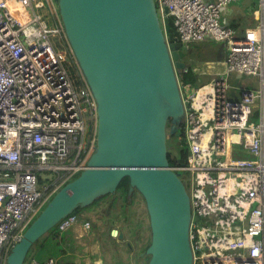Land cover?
Listing matches in <instances>:
<instances>
[{
	"label": "built area",
	"instance_id": "2783aa9c",
	"mask_svg": "<svg viewBox=\"0 0 264 264\" xmlns=\"http://www.w3.org/2000/svg\"><path fill=\"white\" fill-rule=\"evenodd\" d=\"M154 1L176 41L224 44L223 60L207 61L205 82L178 77L186 154L170 166L187 175L192 264H264V0L241 35L221 17L239 0ZM235 74L254 75L256 87L237 91ZM96 133L97 103L57 1L0 0V264L53 194L87 166ZM75 225L88 230L92 221L70 213L57 231Z\"/></svg>",
	"mask_w": 264,
	"mask_h": 264
},
{
	"label": "water",
	"instance_id": "95a60500",
	"mask_svg": "<svg viewBox=\"0 0 264 264\" xmlns=\"http://www.w3.org/2000/svg\"><path fill=\"white\" fill-rule=\"evenodd\" d=\"M56 1L97 103L96 146L87 166L25 228L6 264H24L41 236L77 207L115 192L125 176L128 195L137 190L146 204L151 230L147 264H192L189 195L169 164L166 143L168 118H183L177 73L189 68L184 60L189 47L166 39L169 19L160 22L154 0ZM223 57L221 42L215 58Z\"/></svg>",
	"mask_w": 264,
	"mask_h": 264
},
{
	"label": "rangeland",
	"instance_id": "374dc122",
	"mask_svg": "<svg viewBox=\"0 0 264 264\" xmlns=\"http://www.w3.org/2000/svg\"><path fill=\"white\" fill-rule=\"evenodd\" d=\"M258 2L259 0H239L228 6L232 9L233 13L239 11L244 17V21L240 25L238 33L245 25L250 27L255 25L256 21L253 17V11L258 7ZM232 12L228 11L225 7L221 11V17L230 19V16L233 15ZM159 18L161 20V17ZM52 40L56 48L62 46L58 43L59 40L57 37H53ZM208 50H211L209 46L199 43L190 47L189 51H192V54L185 57V60L192 65L191 77L189 78L191 80L187 79V82L195 85L200 82H205L210 78L211 74L208 75V72L202 73V70H206L207 61H210L208 59L214 60L213 53L211 54ZM223 68L224 65L219 63H216L214 66L215 70ZM230 81L235 85L237 91L240 90V87L255 88L257 85V78L254 75H242L238 77L235 74L230 77ZM251 120L256 122L258 116L253 115ZM167 140L171 148L170 151L173 153V142L170 141L171 139ZM233 145L235 146V144ZM179 176L183 181L187 177L185 173H180ZM186 189H188L187 183ZM83 214L87 215L88 219L95 224L91 226L88 232L90 243L94 244L97 248L96 253H89L92 262L96 260L98 264H147L149 255L145 253V249L150 243L151 230L144 198L137 190L133 191V201L130 204H125L120 195L110 194L86 207L80 213L79 217L82 218ZM112 227L118 230L116 236L110 234ZM119 228L123 232L122 238H119ZM69 233L72 238L74 237V240L78 239L73 236V232L69 231ZM76 244L79 243L76 241L70 247L67 246L68 250L74 251L73 254H75L70 255L69 259L74 260L75 258L77 263L84 264L83 257L85 258L86 256L80 253L81 250L76 248ZM30 252L31 250L28 254H30Z\"/></svg>",
	"mask_w": 264,
	"mask_h": 264
},
{
	"label": "trees",
	"instance_id": "16d2710c",
	"mask_svg": "<svg viewBox=\"0 0 264 264\" xmlns=\"http://www.w3.org/2000/svg\"><path fill=\"white\" fill-rule=\"evenodd\" d=\"M228 22L230 25H232V27L235 29V31L237 33L236 28L238 27L239 23L234 22V21H230V20H228ZM169 23H170V29L168 30V36H169V39L173 41V40H175L174 28L172 26L171 21H169ZM247 27H250V26L245 25L244 30ZM238 35H240V34H238ZM201 43H205L210 48L211 47L214 48L215 42L214 41H206V42H201ZM194 44L195 43L191 44L190 46H193ZM190 77H191V69H188V71L183 72V81L184 82H187V79H189ZM189 80H191V79H189ZM185 154H186V149L181 153V155L179 156L177 161H174L168 155L169 164L172 165L175 162H183L185 159ZM79 173H77L73 178L78 176ZM128 188H129V178L127 176H125L120 180L119 184L117 185L115 192H113L114 194L120 195L125 204H128V203L130 204L133 201V192L131 195H128ZM113 193H107V194H104L102 196H99L90 205L96 203L101 198H103L107 195H110V194L114 195ZM90 205H88V206H90ZM88 206H86V207H88ZM86 207H77L72 213L80 214ZM56 232H57V225H55L53 228H51L45 235L41 236L35 242V244L30 248L31 252H30V254H27L24 264H28L30 256H34L39 261L43 262L50 257L56 256V255L61 254V253H65V249L62 248V243L64 241H66V237L64 234H60V233L57 234Z\"/></svg>",
	"mask_w": 264,
	"mask_h": 264
},
{
	"label": "crops",
	"instance_id": "0c3cea01",
	"mask_svg": "<svg viewBox=\"0 0 264 264\" xmlns=\"http://www.w3.org/2000/svg\"><path fill=\"white\" fill-rule=\"evenodd\" d=\"M228 7V6H227ZM226 7V9L228 10V11H230V12H232V9L230 8V7H228L227 8ZM232 14L233 15H231L230 16V19H227V20H230V21H234V22H238L239 24H238V27L236 28L237 29V33H238V29H239V27H240V25H241V23L243 22V20H244V17L242 16V14L239 12V11H237L236 13H233L232 12ZM240 21V22H239ZM245 27V26H244ZM244 27L241 29V31L238 33V34H243V32H244ZM203 42H206V41H203ZM197 43H199V44H204V45H207V44H205V43H201V42H197ZM196 44V43H195ZM218 46H219V43H217V42H215L214 43V48L213 47H211L210 49L211 50H208L209 52H211V54L213 53V55H214V61L216 60V58H215V55H216V52H217V48H218ZM190 47H192V46H189V49H190ZM211 56V55H210ZM208 60H211V59H208ZM213 61V60H212ZM216 70H219V69H216ZM202 71H205V72H208V71H211V68L208 66V64H207V66H206V70H202ZM209 73V72H208ZM208 75H210V74H208ZM212 75V74H211ZM211 75H210V77H211ZM80 215V214H79ZM88 218V216L87 215H82V218ZM94 222H92V225L91 226H94L95 224H93ZM91 228V227H90ZM90 228L88 229V230H84L80 225H75V226H73L72 228H70V229H68V230H66V231H64V232H62L61 234H64L65 235V237H66V241H64L65 242V244H64V242L62 243V248L63 249H65V253H61V254H58V255H56L55 257H53L56 261V264H80V263H77L76 262V260H75V258H74V260H70L69 259V257H70V255H72L73 253H74V251L72 252L71 250H68V248H67V246H71L73 243H75L76 241H77V243H79V244H76L77 246H76V248L77 249H79V250H81V254L83 255V256H86L85 258L83 257V262H84V264H92V263H94V264H98V261H96V260H94L93 262L91 261V259H90V257H89V253L90 254H93V253H96L97 252V248H96V246L94 245V244H92V243H90V241H89V239H90V237L88 236V232L90 231ZM113 228V227H112ZM111 228V229H112ZM119 230H121L120 228H119ZM69 231H71V232H73L74 233V235L73 236H75V237H77L78 239L77 240H74L73 238H72V236H71V234L69 233ZM57 234H59V232L57 231L56 232ZM71 236V237H70ZM82 238V239H81ZM88 240V241H87ZM67 242V243H66ZM87 252H88V254H87ZM73 255H75V254H73ZM77 256V255H76ZM31 257H34V256H30V258Z\"/></svg>",
	"mask_w": 264,
	"mask_h": 264
},
{
	"label": "flooded vegetation",
	"instance_id": "af4514ba",
	"mask_svg": "<svg viewBox=\"0 0 264 264\" xmlns=\"http://www.w3.org/2000/svg\"><path fill=\"white\" fill-rule=\"evenodd\" d=\"M187 56L192 54V51H189V48L187 49ZM186 58H184L185 60ZM186 64L188 65V69H192V65L189 64L185 60ZM188 71V70H187ZM203 73V72H202ZM177 76L181 77L180 80L183 81V72L182 70L178 71ZM182 117L177 122H172L171 118H168L166 122V143H167V151L168 155L173 159L174 161H177L181 153L186 149V146L183 141V125H182ZM174 126V127H173ZM167 139H171L173 145V153L170 151L171 148L169 146V141ZM142 253V252H141Z\"/></svg>",
	"mask_w": 264,
	"mask_h": 264
},
{
	"label": "bare ground",
	"instance_id": "6f19581e",
	"mask_svg": "<svg viewBox=\"0 0 264 264\" xmlns=\"http://www.w3.org/2000/svg\"><path fill=\"white\" fill-rule=\"evenodd\" d=\"M114 233H115V231H114Z\"/></svg>",
	"mask_w": 264,
	"mask_h": 264
}]
</instances>
